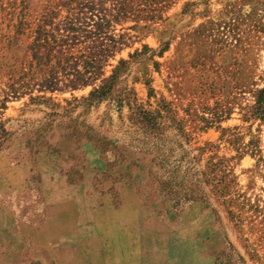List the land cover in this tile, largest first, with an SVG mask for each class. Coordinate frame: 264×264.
<instances>
[{"label":"rangeland","instance_id":"374dc122","mask_svg":"<svg viewBox=\"0 0 264 264\" xmlns=\"http://www.w3.org/2000/svg\"><path fill=\"white\" fill-rule=\"evenodd\" d=\"M8 1L0 264H264V0Z\"/></svg>","mask_w":264,"mask_h":264},{"label":"trees","instance_id":"16d2710c","mask_svg":"<svg viewBox=\"0 0 264 264\" xmlns=\"http://www.w3.org/2000/svg\"><path fill=\"white\" fill-rule=\"evenodd\" d=\"M31 1L32 0H9V6L5 9L6 11V16L9 22V28H10V35L8 36V42L5 45L7 51H11L13 49H15L16 47H18L19 41L21 39L22 36H27L28 38H33L34 37V41H33V47L31 48L33 50V58L34 60H36V66L41 64L44 60H46V58H49L51 55V52L53 51L54 48L49 46L50 40L46 41V44H42V36H43V27L44 25L47 24H51L50 18L52 17V15L54 14L52 11V7L51 4L53 3V0H48V3L46 2V4L44 5V14L40 15V18L38 19L39 24L38 26L33 29L32 31H30L31 27H30V18H31V9H32V5H31ZM75 1V0H74ZM60 2H62V0H60ZM65 6H69V2L65 4ZM76 24V23H74ZM70 31H78L80 28H76L75 26H70L69 28H67ZM66 39L62 40V42H65ZM46 47L47 50V57H43L40 55V51L39 48H44ZM60 53L62 55H64L62 53V51H60ZM46 54V53H45ZM85 55L80 56V58H83ZM66 58V57H64ZM15 61H17V59H15ZM86 64H88V61L85 62ZM127 61H121L120 62V66H118L115 70H114V74L112 75L111 80L115 79L117 77V74L120 72L121 68L124 67L125 64H127ZM11 68V65H6V69L5 68H0V71H9ZM33 69V66L31 67ZM83 75L78 72L76 74V80L75 81H81ZM49 81V80H46ZM75 81H71L72 84H75ZM108 81V82H109ZM13 86V85H12ZM11 86V87H12ZM107 92V88L105 86L99 88V89H95L92 93L91 96L92 97H102L105 93ZM259 104L261 105L259 109H261V112L264 114V89L262 91H260V95H259Z\"/></svg>","mask_w":264,"mask_h":264}]
</instances>
